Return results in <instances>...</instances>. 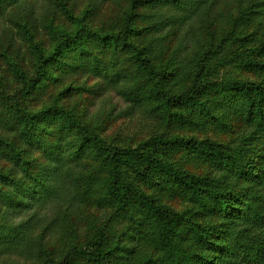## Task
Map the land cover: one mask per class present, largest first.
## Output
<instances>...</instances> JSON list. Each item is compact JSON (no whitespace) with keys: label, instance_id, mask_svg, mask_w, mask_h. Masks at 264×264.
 Wrapping results in <instances>:
<instances>
[{"label":"trees","instance_id":"obj_1","mask_svg":"<svg viewBox=\"0 0 264 264\" xmlns=\"http://www.w3.org/2000/svg\"><path fill=\"white\" fill-rule=\"evenodd\" d=\"M137 1L142 10L153 9L152 13L145 14L130 7L121 18V26L108 31L94 29L80 20L73 32L61 33L50 56L45 57L37 50L34 76L22 78L20 88L27 91L35 85L41 79L45 65L64 48L71 46L77 61L93 58V50L107 52L110 48L112 52L123 53L131 70L114 69L109 63L94 64V69L107 85L115 91L121 90L120 95L130 103L148 105L144 110L150 115L174 125L183 123L179 119L183 108L190 109L186 115L188 118L196 115H201L204 120L206 115L215 118L211 102L218 99L228 101L234 114L249 115L251 122H255L264 134V83L219 75L215 67L231 59L247 72L264 73V42L255 41L245 46L246 36L238 34L240 25L251 19L252 8L257 2L249 0L245 6L238 5V16L230 22V29L223 32L214 51H205L200 41L188 47L185 43L192 29L191 15L177 17L179 24L174 28L179 29L180 35L170 50L166 38L167 34H172V29L176 35L175 29L161 27V23L167 21H159L161 10L154 8L161 4L167 7L166 11L179 12L186 10L188 3H193L190 12L196 14L213 0H133L132 3ZM139 22L147 24L137 25ZM133 33L143 34V37L155 33L156 43L152 37L140 42L132 41ZM183 49H186V54H183ZM168 50L171 51L168 60L161 62ZM208 53L213 56H208ZM182 57L194 66L193 71L189 64H180ZM212 60L219 61V64L209 68ZM186 80L189 85L177 86ZM0 96L10 99L9 109L15 119L19 121L21 117L24 122L23 125L15 122L14 137L5 130L0 134V158H4L7 167L0 171V247L3 250L18 247L21 241L17 239L21 234L31 239L37 234L39 244L49 228L37 221L40 212L48 210L46 204L56 201L59 202L56 212L67 210L66 204L81 198L78 188L82 191L85 185L88 187L96 171L107 175V180L100 183L101 195L96 200L114 203L120 211H126L133 204L148 207L158 226V249L167 264H264V149L254 159L241 144L227 147L209 139L197 141L166 134L153 135L137 146L107 144L94 127L84 123L87 122L85 117L70 114L55 105L31 113L17 102V94L7 95L0 88ZM147 100L151 102L146 104ZM51 114L65 116L67 131L63 128V133L52 131L46 134L41 130L39 121ZM176 144L194 150L200 161H212L216 171L242 177L247 186L226 187L223 180L215 179L211 174L180 172L161 157V153L167 152V146ZM37 151L42 155L40 162L35 156ZM90 161H96V164L87 173L85 167ZM148 167L166 172L175 183L176 192L183 190L201 207L216 212L223 221L216 224L189 222L182 214L158 205L136 182L137 177L147 176ZM95 185L93 182L90 187ZM34 199L45 204L35 206L32 203ZM177 223L189 227L195 249L177 243L174 237L171 239L172 233L177 234ZM48 225L52 226L53 220ZM39 228L42 229L40 232ZM36 248L41 250L43 247L37 245ZM104 260L101 263L104 264Z\"/></svg>","mask_w":264,"mask_h":264},{"label":"rangeland","instance_id":"obj_2","mask_svg":"<svg viewBox=\"0 0 264 264\" xmlns=\"http://www.w3.org/2000/svg\"><path fill=\"white\" fill-rule=\"evenodd\" d=\"M132 1L0 0L2 93L17 94V102L31 113L55 105L64 108L70 114L85 117L87 122L84 123L94 127L97 135L107 144L137 146L153 135H178L197 141L209 139L227 147L241 144L251 158L256 159V154L264 149V134L258 130L255 122H251L249 115L246 117L234 114L228 101L213 99L211 112L215 118L206 115L205 120L201 115L188 118L186 115L190 109L183 108L179 114V119L183 123L174 125L147 113L144 107L148 108V105H134L126 100L120 95L121 90L115 91L113 87L107 85L98 75L97 69H94V64L109 63L114 69L131 70L129 60L123 57V53L112 52L110 48L107 52L93 50L95 54L93 58L79 61L76 60V53L71 46L64 48L57 57H53L45 65L41 79L35 85L27 91L20 88L22 78L25 80L34 76L37 50L45 57L50 56L61 33L73 32L79 26L80 20L94 29L108 31L117 30L121 26V18L130 7L136 11L137 9L144 11L145 14L152 13L153 9L142 10L138 1L135 3ZM248 1L213 0V3L207 4L196 14L190 12L193 3H188L186 10L179 12L166 11L167 7L161 4L154 9L161 10L158 20L167 21L160 25L165 29L174 28L179 24L177 17L191 15L189 17L193 22L192 29L186 36L187 47L200 41L206 48L205 51H214L223 32L230 29V22L238 16V5L245 6ZM250 1L257 4L253 6L251 15L248 14L251 19L240 25L241 32L238 33L239 36H246V40L243 41L245 46L255 41L264 42V5L262 0ZM236 22L240 23L238 20ZM174 29L176 35L172 29V34H167L166 38L170 50L176 44L177 35H180L179 29ZM148 31L150 34V29ZM144 36L133 33L130 39L140 42L152 37L156 43L155 33ZM184 53L186 54V49H183ZM169 54L171 51L168 50L161 62L167 61ZM208 56L213 54L208 53ZM230 60L215 66L219 75L244 77L264 83V73L247 72ZM188 61L184 57L180 64H189L193 71L195 68ZM215 63L219 64V61L212 60L209 68ZM162 65L167 66L166 63ZM73 66L75 68L71 69ZM187 84L186 80L177 86ZM9 102L10 99L0 96V134L7 131L10 137H14L15 122L21 125L24 122L21 117V121L19 117H17L19 121L15 119L12 110L9 109ZM148 102L151 101L147 100L146 104H149ZM64 117L51 114L41 118L39 121L41 130L46 134L52 131L63 133V128L67 131ZM166 151L161 153V157L180 172L211 174L215 179L223 180L226 187L247 186V181L240 176H230L223 171H216L212 161H200L194 150L176 144L173 147L167 146ZM35 156L39 162L42 161L39 151ZM95 164L96 161L88 162L85 172H90ZM5 165L4 158H0V171L7 168ZM146 169L147 176L137 177L136 182L158 205L182 214L189 222L216 224L223 221L216 212H212L208 207H201V204L194 202L183 190L176 192L175 183L166 172L152 167ZM104 180H107L106 172L95 171L88 187L85 185L82 191L78 188L81 198L77 197L70 205L66 204L67 210L56 212L59 204L56 201L46 204L48 210L40 212L37 219L39 225L49 226L41 242L38 244L37 234L33 239L25 234L19 235L17 240L21 243L18 247H11L8 250L0 247V264H103L101 261L104 259V264H167L165 256L158 249L156 241L158 226L148 207L133 204L129 205L126 211H120L114 203L96 200L95 198L101 195L100 183H104ZM93 182L96 185L91 188ZM32 203L35 206L45 204L35 199ZM51 220L52 226L48 225ZM39 229L38 232L42 230ZM176 232L177 234L175 232L171 234V239L174 237L177 243L195 249L189 227L177 223ZM36 244L43 248L41 250L36 248Z\"/></svg>","mask_w":264,"mask_h":264}]
</instances>
